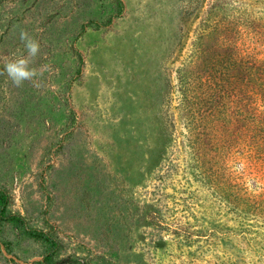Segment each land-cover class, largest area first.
I'll return each mask as SVG.
<instances>
[{
	"label": "rangeland",
	"instance_id": "374dc122",
	"mask_svg": "<svg viewBox=\"0 0 264 264\" xmlns=\"http://www.w3.org/2000/svg\"><path fill=\"white\" fill-rule=\"evenodd\" d=\"M224 4L243 9L242 0H0V70L26 55L21 30L39 41L31 67L43 70L35 86L0 75V193L6 214L53 242L0 219V264H180L186 253L164 226L231 224L195 168L176 80L199 47L203 12ZM235 44L264 58V37Z\"/></svg>",
	"mask_w": 264,
	"mask_h": 264
},
{
	"label": "trees",
	"instance_id": "16d2710c",
	"mask_svg": "<svg viewBox=\"0 0 264 264\" xmlns=\"http://www.w3.org/2000/svg\"><path fill=\"white\" fill-rule=\"evenodd\" d=\"M238 6L205 9L194 38L199 47L192 53L193 45L191 56L177 66L188 149L200 179L212 184L231 223L164 226L186 253L180 264H264V188L259 182L264 179V58L250 46L240 50L235 44L243 34L255 41L264 37V0H242L243 9ZM0 219L52 249L48 236L6 214L1 193ZM41 263L57 264L50 256Z\"/></svg>",
	"mask_w": 264,
	"mask_h": 264
},
{
	"label": "clouds",
	"instance_id": "9594fccd",
	"mask_svg": "<svg viewBox=\"0 0 264 264\" xmlns=\"http://www.w3.org/2000/svg\"><path fill=\"white\" fill-rule=\"evenodd\" d=\"M19 38L24 45L26 55L8 59L0 70V75H6L15 87H21L25 81L35 82L43 74L42 69L31 67L35 58L40 54V43L34 39L26 30H21ZM46 67V66H45Z\"/></svg>",
	"mask_w": 264,
	"mask_h": 264
}]
</instances>
